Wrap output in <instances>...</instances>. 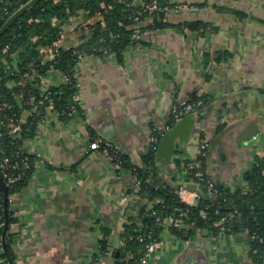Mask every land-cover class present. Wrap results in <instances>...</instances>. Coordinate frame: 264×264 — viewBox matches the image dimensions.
I'll use <instances>...</instances> for the list:
<instances>
[{
	"label": "crops",
	"instance_id": "0c3cea01",
	"mask_svg": "<svg viewBox=\"0 0 264 264\" xmlns=\"http://www.w3.org/2000/svg\"><path fill=\"white\" fill-rule=\"evenodd\" d=\"M168 1L186 5L166 12L161 27L145 20L140 40L122 60L113 53L81 58L76 74L82 112L66 119L45 111L25 138L40 161L28 184L9 198L17 205L8 228L14 264H93L103 229L115 245L123 224L139 214L143 200L133 173L90 149L98 134L111 135L140 163L152 131L170 127L173 104L196 94L208 103L195 116L191 139L178 141L172 160L160 165L164 178L180 185L194 180L185 176L189 162L200 161L202 169L200 139L209 143L204 171L225 188L243 186L256 157L264 156V0ZM94 18L84 10L70 19L63 49L85 42ZM187 21L207 27L190 28ZM46 77L50 85L64 81L57 70ZM35 108L22 110L25 123ZM161 238L144 264H259L247 231L197 229L183 238L166 225ZM3 251L0 264H10Z\"/></svg>",
	"mask_w": 264,
	"mask_h": 264
},
{
	"label": "trees",
	"instance_id": "16d2710c",
	"mask_svg": "<svg viewBox=\"0 0 264 264\" xmlns=\"http://www.w3.org/2000/svg\"><path fill=\"white\" fill-rule=\"evenodd\" d=\"M143 1L147 3L152 0ZM158 1L160 5L174 7L168 0ZM103 4H109L111 7H103ZM133 9L142 11V6L130 8L124 0H0V101L8 100L11 104L9 111L18 117L25 108H37L25 123L23 136L33 135L38 122L45 114L46 101L40 88L39 75L49 74L51 67L69 79L51 86V91L56 92L52 94L56 102V112L61 118L66 119L82 112L79 99L76 98L79 85L74 50H84L87 54H103L96 48L106 45L110 46L122 60L123 50L139 41L134 40L131 32L125 28L132 22L129 14L137 11ZM80 10H86L90 15L102 11L103 19L89 23L90 33L85 42L76 47L62 49L58 59H43L41 49L50 45L59 36L60 24L69 23L70 17L77 15ZM165 13L162 11L154 15L155 27L164 25ZM146 16V12L141 13L143 20ZM54 17L57 18V23H53ZM185 24L190 28L199 25L207 27L202 21H187ZM13 80H16L17 84L10 87L9 83ZM199 100L203 102V105L197 107L201 110L207 102L204 97L192 94L188 102L196 103ZM168 122L170 126L175 123L174 114ZM217 130L221 132L222 126ZM110 141L119 149L121 166L130 170L138 179L137 193L143 202L139 214L123 224V229L119 233L120 245L117 255L114 239H111L108 229H103L97 260L104 258L106 264H144L146 251L144 243L139 241L137 235L152 232V238L146 240L160 239L164 229L162 220L169 215L180 220V225H169L170 231L183 238H189L197 229L203 231L207 228L214 233H220V226L216 221L233 211L234 216L226 220L225 233L247 231L249 235L258 234L264 240V156L256 157L246 173V182L243 186L234 190L219 186V194L212 197L207 196L206 190L202 188L197 203L191 205L180 198L181 183L164 178L159 171V162L156 158L158 147H154L153 143H150L148 150L141 154V162L136 163L115 141ZM206 155L207 151L200 157L203 170L207 165ZM188 172L185 179L194 176L193 171L189 169ZM30 176L31 172L28 171L19 183L9 188V196L25 187ZM10 204L9 224L15 219L13 217L15 210L10 208ZM203 211L207 214V219L203 218ZM0 216L3 221L0 225V247H4L3 191L0 197ZM11 240L8 230L6 247L1 253L7 260H14ZM250 244L254 261L260 264L262 261L260 251L264 249V241L250 239Z\"/></svg>",
	"mask_w": 264,
	"mask_h": 264
},
{
	"label": "built area",
	"instance_id": "2783aa9c",
	"mask_svg": "<svg viewBox=\"0 0 264 264\" xmlns=\"http://www.w3.org/2000/svg\"><path fill=\"white\" fill-rule=\"evenodd\" d=\"M126 2V5L130 8H133L137 4L142 3V11L140 9H137V11L133 12V15H130V19L132 20L131 23L127 24L125 26L126 30L131 32L132 38L134 40H139L142 33V26L143 22L149 21L153 23L154 21V15L158 12H168L172 10L173 7L170 5H160L158 0H152L150 2H144L143 0H124ZM108 6L111 7V5H105L103 4V7ZM134 10V9H133ZM84 10H80L79 13L83 12ZM146 12L147 16L145 20L141 18V13ZM79 13L77 15H79ZM71 16L70 19H73V17L77 16ZM94 19H103V13L102 11H96L94 14ZM92 19V21H94ZM53 23H57V18H53ZM67 25L64 23L60 24V33L59 36L48 46L41 49V53L43 55V59H58V56L60 54V51L63 49V41L65 38V29ZM90 31V30H89ZM103 40V39H102ZM136 43V42H135ZM6 49V48H5ZM95 49V48H94ZM99 51H102L103 54H110L113 53L110 46L101 45L96 48ZM74 54H76V60L77 64L81 60V58L87 54L84 50H74ZM54 70L53 67H51V71ZM33 78V76H30ZM40 79V88L42 91V95L44 100L46 101V107L45 111H57L56 110V102L52 94H55V91H51V86L49 84V79L46 77V75H39ZM65 81H68V77L64 78ZM11 87V86H10ZM202 104V100H199L198 102H179L173 104L171 110L175 117V122L181 119L184 116H187L189 114H193L196 116L198 112V106ZM11 108V104L8 100H1L0 101V174L4 181L7 183L8 188H13L17 183H19L25 174L27 172L33 171L34 167L40 161L33 151L27 147L26 142L22 139V132L24 129L25 121L22 120L21 114L18 117L15 113H12L9 111ZM37 108L33 110V112L36 111ZM45 116V114H44ZM169 128V127H168ZM167 128V129H168ZM167 129H164L160 134H152L151 133V143H153L154 147H158L159 142ZM209 146V143L202 139L200 143V149L202 154H205L207 151V148ZM89 147L97 148L100 150L107 158L110 157L108 154V151H110L111 156L113 159H116L118 164L117 166H120V160H119V149L117 146H115L110 140H107L106 138H96L94 139L90 144ZM49 163L52 162L51 159L47 160ZM187 169L193 171L194 173V182L195 184L204 185V189L206 190V195L209 197H212L213 195L219 194V185L216 183L215 179L211 177L210 173L208 171H204L200 168L199 164H195V162H189L187 163ZM187 170V171H188ZM133 188L137 192L139 188V181L136 177L133 179ZM1 188H0V197H1ZM179 195L180 198L191 204L194 205L197 203V199L200 197V188H197L194 191L188 190L184 184L181 185L179 189ZM182 214V213H181ZM203 218L207 219V214L203 211L202 212ZM234 216V212L231 211L226 215H223L218 221H216V224L220 226V233H225L226 230V220L228 217ZM160 220V218H157ZM180 225V220L175 219L171 215L165 217L162 220V225ZM3 224V221H1L0 216V225ZM137 238L139 241L144 243L145 250L147 252V255H150L152 252L156 250V248L159 246V244L162 243V238L160 239H154V240H146V238H152V232H145V233H139L137 235ZM249 239H258L259 241H264L261 236L258 234H252L249 235ZM262 261L260 264H264V249L260 251ZM146 256V255H145ZM145 258V257H144ZM146 261V260H144ZM98 262H96L97 264Z\"/></svg>",
	"mask_w": 264,
	"mask_h": 264
},
{
	"label": "water",
	"instance_id": "95a60500",
	"mask_svg": "<svg viewBox=\"0 0 264 264\" xmlns=\"http://www.w3.org/2000/svg\"><path fill=\"white\" fill-rule=\"evenodd\" d=\"M197 119L193 114H189L187 116L182 117L178 121H176L172 126H170L163 137L161 138L158 149L156 152V158L158 161L162 163H168L172 160L173 154L175 152L176 144L177 142H183V141H188L191 139L193 135V128L196 123ZM101 135L108 139L111 140V135L103 134ZM185 187L188 190L194 191L197 188H205L204 185L202 184H195L194 182H188L186 183ZM0 188L3 191V201H4V211H5V226L2 234V240H3V246L4 249L6 247V237H7V232L9 228V188L7 183L4 181L0 174ZM17 207L16 204H10V208L14 209ZM205 230H207L205 228ZM120 245V236L116 237L115 240V247L117 248L115 251V254L117 255L119 253L118 247ZM10 264H14V261L12 259H9Z\"/></svg>",
	"mask_w": 264,
	"mask_h": 264
},
{
	"label": "rangeland",
	"instance_id": "374dc122",
	"mask_svg": "<svg viewBox=\"0 0 264 264\" xmlns=\"http://www.w3.org/2000/svg\"><path fill=\"white\" fill-rule=\"evenodd\" d=\"M185 5H186V4H181V5H177V6L175 5L174 8H179V7H181V6H185ZM140 6H143L142 3L137 4L136 6H134V8H135V7H140ZM170 6H171V5H170ZM172 7H173V6H172ZM134 10H137V9H134ZM142 13H143V12H142ZM130 15H133V13L129 14V16H130ZM92 22H94V21L91 20L89 23H92ZM151 27H155V24L152 23ZM131 36H132V35H131ZM139 40H140V39H139ZM125 51H126V49L123 50V55H124V52H125ZM113 54L116 55L115 52H113ZM98 55H105V54H98ZM116 56H117V55H116ZM201 97L203 98L204 96H201ZM76 98H77V94H76ZM201 105H203V102H202ZM199 111H200V109H198V112H199ZM198 115H199V114H197V116H198ZM195 118H196V117H195ZM198 123H199V121H196V124H198ZM153 131H155V130H153ZM153 131H152V134H155V132H153ZM100 137L103 138V136H102L101 134H98V135L94 136L93 140L96 139V138H100ZM25 138L27 139L28 136L25 137V136H23V134H22V139H23L24 141H25ZM198 139H199V138H198ZM93 140H92V141H93ZM107 140H108V139H107ZM92 141H91V142H92ZM91 142H90V143H91ZM90 143H89V144H90ZM197 143H198V141H197ZM200 143H201V139H200V141H199V145H200ZM208 148H209V146H208ZM208 148H207V151H208ZM90 149L94 150V149H97V148H92V147H90ZM200 152H201V149H200ZM108 154L110 155V157H108V158H109V159H112V161L117 165V164H118L117 162H119V161H117L116 159H113V158H112L110 151H108ZM201 154H202V152H201ZM206 158H207V157H206ZM119 160H121V158H120V154H119ZM140 161H141V159H140ZM158 162H159V168H158V169L160 170V167H161L160 165H162V164H164V163H162V162H160V161H158ZM194 162H195V164H199V165H200V161H198V162H197V161H194ZM118 167H121V161H120V166H118ZM210 173H211V172H210ZM210 175H211L212 178H214V176L212 175V173H211ZM214 179H215V178H214ZM182 181H183V184H184V185H186V183H188V182H185L184 179H182ZM215 181H216V179H215ZM216 183H217V181H216ZM231 189L234 190V188H231ZM163 226H164V228H165V227H166V224L164 223ZM145 251H146V250H145ZM145 255L147 256V252L145 253ZM144 260H145V259L143 258V262H144ZM97 261H98V262H101V264H102V263H103V264H106V262H107L106 259H104V258L101 259V260H97V258H96V259L93 261V264H96Z\"/></svg>",
	"mask_w": 264,
	"mask_h": 264
}]
</instances>
